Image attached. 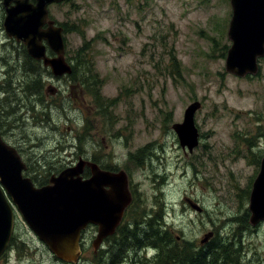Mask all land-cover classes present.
I'll list each match as a JSON object with an SVG mask.
<instances>
[{
    "label": "rangeland",
    "instance_id": "rangeland-1",
    "mask_svg": "<svg viewBox=\"0 0 264 264\" xmlns=\"http://www.w3.org/2000/svg\"><path fill=\"white\" fill-rule=\"evenodd\" d=\"M53 13L65 24L78 72L54 79L42 66L27 71L24 52L3 44L0 31V133L37 186L81 156L124 169L136 194L125 225L141 243L116 232L95 252L98 226L90 224L76 264H105L115 255L119 264H165L154 238L165 232L170 247L230 243L239 249L230 263L264 264V219L249 222L264 155V57L256 75L226 70L231 1L69 0ZM196 100L199 143L190 151L173 125ZM14 211L13 243L0 264H68ZM217 263L229 264L222 256Z\"/></svg>",
    "mask_w": 264,
    "mask_h": 264
},
{
    "label": "water",
    "instance_id": "water-1",
    "mask_svg": "<svg viewBox=\"0 0 264 264\" xmlns=\"http://www.w3.org/2000/svg\"><path fill=\"white\" fill-rule=\"evenodd\" d=\"M63 0H40L35 8L15 6L7 9L5 29L9 36L21 40L30 56L43 60L54 75L70 74L72 65L65 58L62 27L42 30L47 14L46 4ZM232 17L228 37L225 67L238 76L257 74L259 59L264 57V0H230ZM56 54L47 55V46ZM201 102L188 105L182 122L175 123L180 144L190 151L199 143L195 113ZM85 166L91 175L84 177ZM27 168L17 149L8 144L0 133V255L7 249L14 233V205L38 237L57 257L76 264L81 255V236L90 224L98 226L93 247L98 249L105 237L113 234L121 223L132 200L128 174L125 170L111 171L96 162L80 160L53 174L48 184L36 186L23 174ZM201 209L197 204H192ZM251 223L264 219V156L250 194Z\"/></svg>",
    "mask_w": 264,
    "mask_h": 264
},
{
    "label": "trees",
    "instance_id": "trees-1",
    "mask_svg": "<svg viewBox=\"0 0 264 264\" xmlns=\"http://www.w3.org/2000/svg\"><path fill=\"white\" fill-rule=\"evenodd\" d=\"M85 48H87V47H84V49ZM76 66L77 65H75V66L73 65V71L69 76H74V74L78 72V68ZM87 79L90 80L91 77H88ZM95 84L96 83H92V84H89V86L92 87ZM38 85H39L38 82H35L34 86H37L35 88H38ZM40 88H42V86H40ZM93 88H95V87L93 86ZM95 95L97 96L96 91H95ZM109 169H112V168H109ZM47 182L48 181L45 179V180L40 181L39 184L41 186V185L46 184ZM133 206H134V204L132 206H130L129 208H127V211L125 213V218L122 221V223L118 226L116 232L121 233L123 238L126 236H130V234H131L134 236L135 244H141L139 241L138 233H136V229L133 232V230L127 228L128 225H125V220L129 217L130 210L133 208ZM248 214H249V212H248ZM148 226L150 228V225H148ZM129 230H130V233H128ZM145 235L149 237V240L151 243L157 242V244H162V248H160V249H161V255L165 256L164 261H163L165 264H218L217 259L219 256H222V258L224 259V261L226 263H230L233 261L232 253L234 255H236L235 252H233V250H235L237 252L239 251V249L232 247V244H230V243H225V244L220 245L218 247L212 246V249H206V250L204 248H199L196 251L191 249L188 246L180 248V246H184L181 243H180L181 245H178V247H176L175 245H172V247H170V243L174 239H173V237H171V235L168 234V232H165V234H163V236H158V237L155 234L154 235V238L156 240L155 242H153L151 240V233H145ZM237 236L240 238L241 232L239 234H232L231 238H234ZM165 239H166V244L163 245V243H164L163 240H165ZM239 248H241L243 250L242 245H240ZM208 257H210L209 260L207 259ZM208 261H211V262H208ZM116 262L118 264L120 263V256L119 255H115L114 257L112 256V259L110 261L105 262V264H116ZM98 264H100V263H98ZM231 264H234V263H231Z\"/></svg>",
    "mask_w": 264,
    "mask_h": 264
},
{
    "label": "flooded vegetation",
    "instance_id": "flooded-vegetation-1",
    "mask_svg": "<svg viewBox=\"0 0 264 264\" xmlns=\"http://www.w3.org/2000/svg\"><path fill=\"white\" fill-rule=\"evenodd\" d=\"M39 1H40V0H0V19H1V21H2V24L0 25V29H2V30H0V31L3 32V33H5V34L7 35V36H5V37L3 38V39H4L3 44H5V45L8 44L9 46H10V45L14 46L15 49L18 50V51L20 52V54H23V52H24L25 62H26V65H28V69H27V71H31V72H33V73L37 72V67H39V66L45 67V66H44V63H43V60H38V59H36V58L30 56L29 53H28V50H27V46L24 44L23 41H21V40H17L15 37H13V36H9V35L7 34V31H6V29H5V19H6L7 9H8V8H13V7H15V6H19V5L23 6V4H27L29 8H30V7L35 8V7L38 5V2H39ZM68 1H69V0H63V1H61V2H51V3L46 4L47 14H46L45 18L43 19V20H44V23H43V25L41 26L42 30H46V29H48V28L51 26V22H52V25H53V26L62 27L63 33L66 31L65 24H64V23H60V22L55 18L54 13H53V8H54L55 6H58V5L64 4V3L68 2ZM30 9H31V8H30ZM64 38H65V36H64ZM43 42H44V43L46 44V46H47V50H46L47 55H48L49 57H51V58L54 57L56 54L51 50V48L48 46V44H47V42H46L45 40H43ZM65 44H66V42H65ZM65 58H66V60H67L70 64H72V62H71V61L69 60V58H68L66 47H65ZM45 68L51 72V74L53 75V78H54V79H61V78L65 77V76H67V75L55 76V75L52 73V71H51L50 68H48V67H45ZM34 84H35V83H34ZM27 168H28V166H27ZM86 171H89V172H90V169H89V167H87V166H85V172H86ZM130 188H131V185H130ZM249 222H250L251 225H253V224L251 223L250 218H249ZM109 237H110V236H109ZM207 237H208V236H205V238H207ZM209 239H210V238L208 237V240H209ZM208 240H206V241H208ZM206 241L201 240V243H205ZM12 243H13L12 240H10V242H9V244H8V247H10V246L12 245ZM81 246H82V242H81ZM209 249H212V247H210ZM205 250H206V249H205ZM6 251H7V250H6ZM6 251H5L2 255H0V259L4 257ZM242 251H243V250H242ZM243 252H244V251H243ZM244 254H245V253H244ZM208 258H210V257H208ZM208 258H207V259H208ZM63 261H64V260H63ZM64 262H65V261H64ZM67 263H68V262H67ZM120 263H121V260H120ZM68 264H70V263H68ZM229 264H231V263H229ZM240 264H241V263H240Z\"/></svg>",
    "mask_w": 264,
    "mask_h": 264
},
{
    "label": "bare ground",
    "instance_id": "bare-ground-1",
    "mask_svg": "<svg viewBox=\"0 0 264 264\" xmlns=\"http://www.w3.org/2000/svg\"><path fill=\"white\" fill-rule=\"evenodd\" d=\"M9 118H10V117H9ZM18 121H19V120H18ZM229 218H230V217H229ZM226 220H227V219H226ZM232 220H233V218H232ZM158 224H159V223H158ZM165 225H166V224H165ZM229 229H230V228H229ZM253 232H254V231H253ZM248 233H249V232H248ZM226 234H227V233H226ZM248 236H249V235H248ZM244 240H245V239H244ZM244 240H243V241H244ZM246 244H247V243H246ZM243 246H244V245H243ZM228 248H229V247H228ZM144 250H145V249H144ZM213 250H214V249H213ZM244 250H246V248H245ZM244 253H245V252H244ZM244 253H243V254H244ZM127 255H128V254H127ZM129 255H130V254H129ZM249 259H250V258H249ZM125 260H126V258H125ZM130 262H131V261H130ZM208 262H211V261H208ZM252 262H254V261H252ZM201 263H202V262H201Z\"/></svg>",
    "mask_w": 264,
    "mask_h": 264
}]
</instances>
